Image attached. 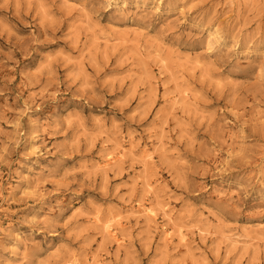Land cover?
I'll list each match as a JSON object with an SVG mask.
<instances>
[{
  "label": "rangeland",
  "instance_id": "374dc122",
  "mask_svg": "<svg viewBox=\"0 0 264 264\" xmlns=\"http://www.w3.org/2000/svg\"><path fill=\"white\" fill-rule=\"evenodd\" d=\"M67 260L264 264V0H0V264Z\"/></svg>",
  "mask_w": 264,
  "mask_h": 264
},
{
  "label": "bare ground",
  "instance_id": "6f19581e",
  "mask_svg": "<svg viewBox=\"0 0 264 264\" xmlns=\"http://www.w3.org/2000/svg\"><path fill=\"white\" fill-rule=\"evenodd\" d=\"M139 207V209L141 208L140 206H138ZM145 211L147 212V215L149 214V216H154L155 217V214H154V211H153V209L152 208H145ZM66 263H68V264H75L76 263V261L75 260H67V262Z\"/></svg>",
  "mask_w": 264,
  "mask_h": 264
}]
</instances>
